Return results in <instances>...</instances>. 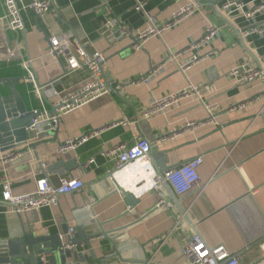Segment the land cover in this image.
<instances>
[{"label":"crops","instance_id":"obj_1","mask_svg":"<svg viewBox=\"0 0 264 264\" xmlns=\"http://www.w3.org/2000/svg\"><path fill=\"white\" fill-rule=\"evenodd\" d=\"M138 1L159 27L187 4H197L199 11L161 36L150 38L140 51L133 49L130 38L111 44L102 35L110 18L143 30L147 18L135 9L137 0H107L106 5L103 0H53V10L44 17L31 10L21 12L25 31L10 32L20 59L0 64V78L17 79L15 86L28 99L30 111H52L51 103L57 99L54 92L75 91L90 78L87 70L67 74L65 58L48 56L53 35L67 36L91 53H103L107 59L105 79L123 89L114 88L66 113L60 131L37 145L36 154L32 149L22 152L21 161L9 170L14 194L33 192L36 181L46 177L58 186L62 179L74 175L84 187L61 197L58 207L19 217L9 212L0 184V240L18 237L25 227L28 232L59 235L68 242L66 232L74 228L79 240L99 237L91 241V248L83 242L73 246L66 264H184L183 239L197 234L207 245H223L237 254L239 264H264V78L254 85L238 86L229 76L232 69L247 62L264 70V34L243 37L239 29L246 31L253 23L238 14H232V22L225 26L217 6L226 0ZM238 1L246 10L260 2ZM31 2L17 0L20 8ZM3 15L0 0V17ZM263 22L264 15L254 23ZM209 25L222 29L209 44L193 48ZM194 56L201 61L182 73L179 65ZM24 62H30L40 95L27 80ZM163 64L149 82L131 84ZM189 83L212 85L213 93L206 101L218 107L216 124L209 123L207 112L197 103H186L152 119L143 117L153 100L178 93ZM0 92L8 95L10 89L0 86ZM255 99L259 100L245 111L233 110ZM90 133L92 136L75 150L60 151L67 140ZM139 136L151 144L149 158L130 173L116 171L115 161L107 153L132 146ZM196 157L204 160L200 188L182 198L171 190L190 218V226L163 183L153 187V172L157 174L159 169L163 173ZM123 192L132 193L139 205L127 206ZM101 230L108 233L107 238Z\"/></svg>","mask_w":264,"mask_h":264},{"label":"built area","instance_id":"obj_2","mask_svg":"<svg viewBox=\"0 0 264 264\" xmlns=\"http://www.w3.org/2000/svg\"><path fill=\"white\" fill-rule=\"evenodd\" d=\"M4 5V15L0 17V25L5 26L9 32L20 34L25 31V24L21 15L22 11L31 10L38 17H44L53 10V0H32L30 5L19 7L17 0H2ZM107 0H103L102 5H106ZM135 9L139 12L145 13L144 3L137 0ZM217 10L222 14L226 20V25L232 22V14L242 16L246 21L253 24L246 31L239 29V33L243 37L252 34H264V22L262 24L254 23L256 18L264 15V0H260L257 5L249 7L246 10V5L238 0H226ZM199 11L197 4L190 3L180 8L170 21L159 27L155 20L149 17L146 13V26L143 30L132 29L126 25L119 24L117 19L110 18L106 29L103 31V37L107 38L109 42L117 43L123 38H130L134 41L133 49L140 51L144 44L152 37L161 36L162 33L180 25L185 19ZM224 26V27H225ZM221 27L209 25L206 29L204 37L196 43L193 48L209 44L219 33ZM48 56L54 59L65 58L67 66L65 71L67 74L74 73L81 70H87L90 78L79 89L66 93L58 94L54 92L57 99L51 103L52 109L56 112L49 115V111L43 110L37 112L40 117L33 120L31 127L28 129L30 133L29 140H36L40 135H54L60 131L63 116L83 105L103 96L110 94L114 88L122 90V85H113L108 82L104 75L103 69L106 65V56L101 52H89L80 43L72 42L67 36L53 35L49 39ZM176 60V57H173ZM201 61V57L194 56L184 65H179L182 73L186 74L189 68ZM162 66L156 67L151 73L144 78L139 79L132 85H139L147 83L158 73L161 72ZM23 67L27 70V80L34 84V92L40 95L35 81L34 74L30 70V62H24ZM234 84L238 86L254 85L256 82L264 78V70L256 66L254 63H243L232 69L229 73ZM213 93L212 85L198 86L189 83L182 91L172 93L165 97L155 99L152 101L147 110L143 112L145 119H152L160 115H166L170 110L184 106L186 103L200 104L207 112L209 123H217L214 118L217 106L209 104L206 99ZM259 99L252 100L248 103H243L233 107L234 111H245L248 105L256 102ZM92 134L84 135L79 139H69L65 145L61 147V152L75 150L78 146L85 143ZM151 152L150 142L142 137H137L135 143L130 147H120L107 153L115 161L116 171L124 172L133 170L138 164L146 161ZM23 158L22 152H0V165L2 168V176L0 184L3 187V201L9 207V212L18 216L26 215L32 211H39L42 208L58 207L60 198L67 195H73L83 189V183L80 177L70 175L68 178L61 180L58 186L53 185L49 179L43 178L35 183V190L24 195H16L12 191V185L9 179V170L12 165L21 161ZM93 162L91 160L89 163ZM204 163L203 157H196L185 163L179 164L175 167L164 171L160 176L153 172V187L158 188L161 181H164L179 197H185L195 190L199 189L202 180L200 176V168ZM86 209H89L87 206ZM76 230L74 228L68 229L66 237L73 239ZM154 241L153 244H156ZM73 245H69L66 249H72ZM181 253L184 264H239L238 255L229 252L223 245L211 247L202 240L197 234L183 239ZM264 262V260H263Z\"/></svg>","mask_w":264,"mask_h":264},{"label":"water","instance_id":"obj_3","mask_svg":"<svg viewBox=\"0 0 264 264\" xmlns=\"http://www.w3.org/2000/svg\"><path fill=\"white\" fill-rule=\"evenodd\" d=\"M209 1L216 3L218 0ZM19 59L20 55L10 32L5 26L0 25V64L15 62ZM16 82V78H0V86L10 89V94L7 96L0 95V152H25L32 149L36 154L37 145L47 142L48 135H40L36 140H29L31 135L28 129L33 120L40 115L29 110V101L21 96L15 86ZM55 112L56 110L52 109L49 115ZM50 139L52 138L50 137ZM156 172L158 176L162 174L159 169H156ZM112 176L113 174L109 175L110 178ZM161 183L170 193V200L178 206L186 222L193 226L186 211L181 207L180 201L171 192V188L164 181ZM123 193L127 206L135 208L139 205V200L132 193ZM193 228L197 233L196 227ZM38 234L39 231L37 230L28 232L23 227L22 233L18 237L0 240V264H58V261L60 264H66L67 259L73 255L71 250L66 249L67 246L76 247L83 242L91 248V241L99 237L98 235H90L79 240V236H76L67 240L68 242H64L59 235L45 237ZM101 234L106 238L108 236V233H103L102 230Z\"/></svg>","mask_w":264,"mask_h":264},{"label":"bare ground","instance_id":"obj_4","mask_svg":"<svg viewBox=\"0 0 264 264\" xmlns=\"http://www.w3.org/2000/svg\"><path fill=\"white\" fill-rule=\"evenodd\" d=\"M143 165V164H142ZM142 165H139V166H137V167H142ZM133 171V170H132ZM131 172V170H127V173H130ZM141 194V193H140Z\"/></svg>","mask_w":264,"mask_h":264},{"label":"trees","instance_id":"obj_5","mask_svg":"<svg viewBox=\"0 0 264 264\" xmlns=\"http://www.w3.org/2000/svg\"><path fill=\"white\" fill-rule=\"evenodd\" d=\"M0 95H4V96H5V95H7V93H5V92L2 93V92H0Z\"/></svg>","mask_w":264,"mask_h":264}]
</instances>
